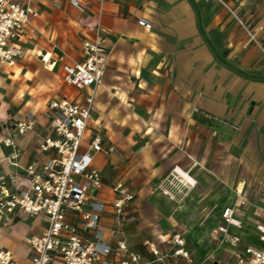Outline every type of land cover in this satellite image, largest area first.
Masks as SVG:
<instances>
[{"label":"crops","instance_id":"0c3cea01","mask_svg":"<svg viewBox=\"0 0 264 264\" xmlns=\"http://www.w3.org/2000/svg\"><path fill=\"white\" fill-rule=\"evenodd\" d=\"M76 1L79 5L72 0H22V5L36 12L19 41L24 56L13 66L0 65V71L7 74L14 67L21 69L26 53L32 55L35 51L50 56L54 66H46L38 55L35 61L27 59L25 63L37 70L42 62L50 75L52 70L60 69L63 80L64 65L81 60V41L92 36L97 24L106 30L110 54L102 82L82 89L88 93L84 98L75 94L78 99L74 102L85 104L92 96L90 124L98 121L99 129L104 131V146H113L112 151L93 156L92 164L103 181L102 188L93 192L105 205L100 220L108 228L113 225L111 186L118 181L125 183L135 194L125 210L135 217L134 222L124 226L126 242L130 250L151 260L144 240L153 241L165 251L170 233L185 220L184 205L173 201L158 184L176 174L183 185L194 187L196 180L184 170L190 168L189 160L207 161L208 156L212 159L217 153L210 146L212 131L204 132L207 123L201 124L194 108L206 114L211 119L208 123L216 129L227 122L238 126L246 138L257 137L254 141L244 139L240 154L246 166L249 161L258 162L257 168L246 169V176L264 178V168L259 164L264 162V138L260 139L264 137V0ZM29 39L33 43L26 42ZM40 42L49 46L43 47ZM62 54L63 61H58ZM46 109L40 118L35 108H30L17 119L33 114L35 132L17 134V121L0 124V166L4 164L10 176L22 175L25 166L39 157L37 144L47 133ZM6 136L11 137L19 152L16 165L8 159L11 147L2 143ZM232 153L226 152L230 160ZM178 169L189 174L194 184H187ZM236 187L243 193L242 182ZM226 207L233 206H223L215 228ZM35 217H39L40 228L27 235L39 233L46 225L42 216ZM234 217L241 221V227L229 226L228 233L239 238L237 246H220L214 241L220 254L212 264L233 260L232 253L259 245L255 225L260 221L248 223L235 209ZM27 235L21 241L26 252L22 264H29L23 240ZM106 240L114 244L115 237L108 233ZM6 249L17 259L14 250ZM167 261L201 264L194 252L188 260L169 254Z\"/></svg>","mask_w":264,"mask_h":264},{"label":"built area","instance_id":"2783aa9c","mask_svg":"<svg viewBox=\"0 0 264 264\" xmlns=\"http://www.w3.org/2000/svg\"><path fill=\"white\" fill-rule=\"evenodd\" d=\"M74 5H79L72 0ZM36 16L30 7L20 0H0V65L13 66L24 56L19 41L29 22ZM238 22L242 21L237 18ZM148 24L146 20H143ZM106 30L95 25L93 34L81 41V60L64 65V82L76 89H86L101 84L110 49L106 46ZM38 55V53H37ZM40 56L46 66H54L50 56ZM64 55L57 57L63 61ZM92 96L80 104L66 97L49 101L46 109L47 133L40 138L36 151L39 157L28 163L20 176L10 177V186L0 184V221L10 225L17 220L42 216L45 227L37 234L23 238L29 264H168L167 257L189 259L184 248L186 240L179 228H175L165 241L162 251L153 241L144 240V245L153 256L151 260L129 249L124 226L135 221L125 210L134 200L135 194L123 182H115L111 189L114 198L111 207L113 225L106 227L100 218L105 205L93 194L103 186L101 173L93 166L97 152H110L113 146H104V138L93 121L90 127ZM195 114L201 112L194 108ZM206 117V114H201ZM33 114L14 125V131L23 135L35 132ZM94 127V128H93ZM89 132L88 140L84 141ZM2 143L11 147L8 156L16 165L19 155L14 141L6 136ZM23 180L25 185L22 186ZM20 182V184H19ZM236 194L242 190L237 187ZM221 223L212 231L213 240L220 246L228 243L237 246L239 238L229 236L228 227H241L234 217V207H226L221 214ZM259 245L246 246L232 253L234 258L223 264H264V221L255 225ZM115 237L114 244L107 242V234ZM0 264H20L12 251L0 249Z\"/></svg>","mask_w":264,"mask_h":264},{"label":"rangeland","instance_id":"374dc122","mask_svg":"<svg viewBox=\"0 0 264 264\" xmlns=\"http://www.w3.org/2000/svg\"><path fill=\"white\" fill-rule=\"evenodd\" d=\"M20 1L22 3V0ZM26 42L33 43V40L29 39ZM41 45L48 47L49 43H41ZM34 56H37L35 51L32 55L26 53L21 69L14 67L8 70L7 74H2L0 71V124L3 121L10 124L17 121L30 108H35L40 118L51 97L60 98L65 95L76 101L78 97L75 94L84 98L88 93L85 90L67 86L62 80L60 69L52 70L50 75L46 73L47 69L43 67L42 62L39 63L40 68L37 70L25 63L27 59L35 61ZM196 117L201 124L207 123L204 132L212 131L210 136H213V141L210 146L211 149L216 148L217 153L212 159L208 156L207 161L189 160L190 168L184 170L189 171L196 180L194 187L183 185L176 174L170 175L169 179L164 178L158 185L160 190L166 189L169 192L167 195L173 201L185 207L184 223L174 227V229L179 228L183 233L186 240L184 248L189 255L191 252L199 255L201 264H212L219 259L220 250L214 245L211 234L224 205L231 204L238 216L248 223L264 220V178L246 176V169L257 168L258 162L249 161L246 166V161L241 159L240 154L241 142L244 139L254 141L257 137L246 138L242 130L231 123L222 122L224 127L216 129L213 124L208 123L211 119L201 114H196ZM44 132L47 131L44 130ZM100 132L104 133L102 129ZM119 133L120 130L116 131L117 135ZM88 138L89 132L86 133L84 141ZM262 138L264 137L260 139ZM231 150L232 160L228 159L227 155ZM259 164L261 168H264V162ZM10 177L7 168L1 164L0 184H8ZM241 182L245 189L241 196H237L235 188ZM28 220L8 226H2L0 223V249L14 250L21 264L26 256L25 249L21 245L22 237L40 228L39 217H30ZM246 238L249 242L248 235ZM207 253L210 255L208 259L205 257Z\"/></svg>","mask_w":264,"mask_h":264},{"label":"bare ground","instance_id":"6f19581e","mask_svg":"<svg viewBox=\"0 0 264 264\" xmlns=\"http://www.w3.org/2000/svg\"><path fill=\"white\" fill-rule=\"evenodd\" d=\"M38 55H41V53L40 52H38ZM44 58H45V60L48 58V55H45L44 56ZM52 67V66H51ZM178 172L181 174V176H182V178L185 180V182L187 183V184H194V181H193V179L191 178V176H189V174H187V173H185V172H183V171H181L180 169H178ZM183 180V181H184ZM186 184V185H187Z\"/></svg>","mask_w":264,"mask_h":264}]
</instances>
